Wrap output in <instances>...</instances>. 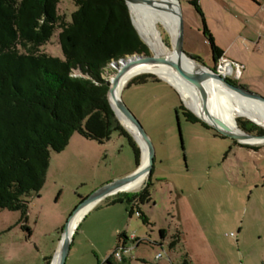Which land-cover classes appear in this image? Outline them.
<instances>
[{"label": "rangeland", "instance_id": "obj_1", "mask_svg": "<svg viewBox=\"0 0 264 264\" xmlns=\"http://www.w3.org/2000/svg\"><path fill=\"white\" fill-rule=\"evenodd\" d=\"M177 1L185 52L215 69L208 30L225 58L243 66L237 84L264 98V0H197L199 8L191 0ZM77 8L73 0L59 4V12L68 20ZM157 27L172 47L170 33L160 24ZM58 36L56 31L41 49L63 58ZM108 71L110 80L116 70ZM127 85L123 101L155 147L151 200L134 204L132 216L127 202L91 204L75 231L66 264H108L121 231L130 237L121 249L122 260L114 258L122 264H264V207L259 203L264 200V187L252 195L250 187L264 182V146L251 150L211 127L188 121L182 111L177 112L186 103L169 81ZM71 141L76 153L66 154L62 171L52 172L43 198L31 200L26 221L30 231L20 223L19 211H0V264L54 262L64 228L83 199L137 169L133 148L118 131L103 144L80 134ZM148 180L131 193L141 191ZM232 192L236 202L229 205ZM242 193L247 200L252 196L247 211L238 204ZM138 211L148 217V224ZM133 235L136 240H131Z\"/></svg>", "mask_w": 264, "mask_h": 264}, {"label": "trees", "instance_id": "obj_2", "mask_svg": "<svg viewBox=\"0 0 264 264\" xmlns=\"http://www.w3.org/2000/svg\"><path fill=\"white\" fill-rule=\"evenodd\" d=\"M73 1L78 8L68 20L59 12L61 0H0V211H19L20 223L29 231L31 200L45 187L52 154L63 152L75 134L103 144L118 131L133 148L137 167L142 158L139 144L111 106L107 75L120 58L151 54V50L139 35L125 0ZM191 3L199 8L197 0ZM56 31L63 58L41 49ZM206 34L217 66L224 51L208 30ZM150 79L160 80L153 74H140L127 86ZM227 80L237 84L233 78ZM180 111L188 121L210 128L183 103ZM238 123L248 133L264 134L262 127L246 118H238ZM151 178L152 174L139 192L105 200L111 205L127 202L132 216L134 204L151 200ZM137 214L149 223L141 211ZM165 232L161 231L162 237ZM126 238L125 231L119 233L118 249L126 248ZM106 263L122 264L113 256Z\"/></svg>", "mask_w": 264, "mask_h": 264}, {"label": "bare ground", "instance_id": "obj_3", "mask_svg": "<svg viewBox=\"0 0 264 264\" xmlns=\"http://www.w3.org/2000/svg\"><path fill=\"white\" fill-rule=\"evenodd\" d=\"M129 8L141 38L150 49L156 55L169 57L172 61L177 62V60H179L177 44L182 16L178 1L145 0V2L141 4L130 3ZM158 24L163 26L170 33L172 37V47L163 40L162 32L157 27ZM130 58L129 56L122 58L121 64H125ZM182 62L185 69L198 80V86H194L183 79L173 68L167 66H142L134 68L122 78L120 87L117 91L118 96L133 76L139 73L146 74L148 72H153L162 79L169 81L180 92L186 105L202 118L242 133L237 119L239 117H246L257 122L264 129L263 100L256 96L248 97L233 91L224 84L222 79L213 74L207 67L190 57L183 56ZM112 101L115 108H117L116 101L113 99ZM117 111L126 128L141 141L135 128L121 114L118 108ZM255 141H257V139H255ZM141 143L144 150L143 165H146L148 163L147 151L144 143L142 141ZM147 178L148 174L142 175L136 181L125 186L124 190L135 191L140 189ZM91 204L82 208L72 219L69 227L70 237L73 236L78 224L91 207ZM60 245L53 264H59Z\"/></svg>", "mask_w": 264, "mask_h": 264}, {"label": "water", "instance_id": "obj_4", "mask_svg": "<svg viewBox=\"0 0 264 264\" xmlns=\"http://www.w3.org/2000/svg\"><path fill=\"white\" fill-rule=\"evenodd\" d=\"M125 2L127 3L128 7H129L130 3L141 4V3H144L145 0H125ZM129 10H130V8H129ZM132 21L134 23L133 18H132ZM134 25H135V23H134ZM135 27H136V25H135ZM136 29H137V27H136ZM139 35H140V33H139ZM177 52H178V56H179V60H177V62L172 61V59H170L169 57H163V56L156 55L151 50V54L136 53V54L126 55V56H129L131 58L125 64H121L122 58H120L118 61H115L113 63V67L116 70V73H115V76L110 79V89H109V93H108V97H109L111 106L114 109L115 114L117 115L120 123L125 128H126V126L121 121L120 116H119L118 111H117V108L119 109L121 114L127 119V121L130 122L131 125L137 131L139 138L141 139V141L144 143V145L146 147L147 156H148V163L146 165H143V151L144 150H143V145H142L141 141L130 130H128L126 128L132 134V136L135 138L137 143L139 144V147H140L141 152H142L141 163L133 173H131V174H129L123 178L117 179V180L101 187L97 191H95L92 195L87 197L80 204V206L74 211V213L71 215L70 219L68 220V222L64 228L63 238H62L61 243H60L61 245H60V261H59V264H66V261H67V258H68V255H69V252H70V249L72 246L74 234H75V232H74L72 237L69 236V227H70V224L72 222V219L75 217V215L82 208H84L85 206H87L91 203H98L101 200H105L107 198L114 197V196L121 194V193H124V192H128V193L133 192V191L124 190V187L127 186L128 184L136 181L137 179H139L144 174H148V179H150V176L152 174L153 167L155 164V155H156L153 141L151 140L150 136L148 135V133L146 132V130L144 129V127L142 126L140 121L136 118V116L131 112V110L124 103L123 98H122L123 90L121 91L119 96L117 94V91L120 87L122 78L127 73L132 71L134 68H138V67H142V66H167V67L173 68L174 70H176L179 73V75L183 79H185L186 81H188L189 83H191L194 86H196V85L198 86L199 85L198 80L191 73H189L187 71V69H185L183 62H182L183 56L190 57L184 50V25H183L182 16H181V23H180V28H179ZM190 58L195 60L192 57H190ZM208 69L213 74H215L220 79H222L224 84L227 85V87H229L233 91L238 92V93H240L244 96H248V97L256 96L259 99L264 101V98L261 97L260 95L253 93V92L249 91L248 89H246L240 85L231 83L226 78H224L222 75H220L215 69H210V68H208ZM147 74H153V75H156L158 78L162 79L160 76H158L157 74H155L153 72H148ZM137 75H140V73ZM112 99L116 101L117 108H115V106L113 105ZM186 108L191 110L188 106ZM191 111L199 119H201L203 122H205L208 126L215 129L220 135L235 139L237 142H239L243 145L256 146V147L257 146H264V134L263 135L251 134V133H248L245 130H243L240 126L239 127H240V130L242 133H239L237 131H233V130L227 128L224 125H221V124H218L215 122L213 123V122H211L205 118H202L200 115L196 114L193 110H191ZM253 122H255V121H253ZM256 123L257 122H255V124ZM238 125H239V123H238ZM257 125L260 126L258 123H257ZM255 139H257V141H255Z\"/></svg>", "mask_w": 264, "mask_h": 264}, {"label": "crops", "instance_id": "obj_5", "mask_svg": "<svg viewBox=\"0 0 264 264\" xmlns=\"http://www.w3.org/2000/svg\"><path fill=\"white\" fill-rule=\"evenodd\" d=\"M224 56H225V53H224ZM80 145V144H79ZM242 146V145H241ZM259 149L261 148V146H257ZM249 148V147H248ZM249 149H251L252 150V148H249ZM69 150V153H67V151ZM78 150V148H76L75 147V141H71V143L69 144V146L63 151V152H61V153H56V154H58V156L57 157H53L52 156V160H51V165H50V169H49V172H48V175H47V180H46V183H48V180H49V178H50V176H51V174H52V172H54L55 173V171H62V168L64 167V163L65 162H68V157H66L65 155L67 154V155H69V154H74V153H76V151ZM258 150V149H257ZM77 156H79V154L77 155ZM54 170V171H53ZM129 173V172H128ZM264 181V180H263ZM250 187H251V190L253 191L252 193H251V195L254 193V190H257V188H259V187H264V182H263V184H262V186H261V184H258V182L257 183H255V184H252V185H250ZM250 195V198L247 200L246 198H245V194L244 193H242V197L240 198V197H237V199H238V201H239V203L238 204H241V210L243 209V210H245V211H247V209H248V207L250 206V202H251V198H252V196ZM239 196V195H238ZM37 197H39V199L40 198H43V193L41 192V194L39 195V196H37ZM36 198V197H35ZM236 202V194L235 193H231V195H230V198L228 197V203H229V205H231V204H234ZM259 203H260V205H261V207L263 208L264 207V200H259ZM257 204L256 203H253V206L255 207ZM242 223V226H241V230L243 229V227H244V221L243 222H241ZM121 232H123V231H121ZM120 232V233H121ZM126 232V231H125ZM126 234H127V232H126ZM128 239H130V237H129V235H128V238H126L125 239V245H127V240ZM136 240L137 239V237L136 236H132L131 237V240ZM58 251V250H57ZM57 251H56V253H57ZM56 255V254H55ZM53 262V261H52ZM52 262H51V264H52Z\"/></svg>", "mask_w": 264, "mask_h": 264}, {"label": "built area", "instance_id": "obj_6", "mask_svg": "<svg viewBox=\"0 0 264 264\" xmlns=\"http://www.w3.org/2000/svg\"><path fill=\"white\" fill-rule=\"evenodd\" d=\"M220 75H222L224 78H239L243 73V66L239 63L232 62L230 60H227L225 56L223 55L220 60L217 63L216 69H215ZM120 248L114 251L112 256L116 259H122V252ZM163 256L162 253L159 254V258Z\"/></svg>", "mask_w": 264, "mask_h": 264}]
</instances>
